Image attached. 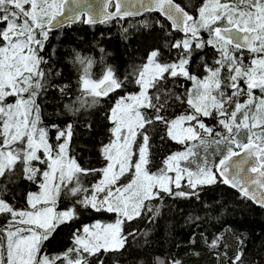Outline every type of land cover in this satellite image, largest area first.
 I'll return each mask as SVG.
<instances>
[{
  "label": "snow or ice",
  "instance_id": "obj_1",
  "mask_svg": "<svg viewBox=\"0 0 264 264\" xmlns=\"http://www.w3.org/2000/svg\"><path fill=\"white\" fill-rule=\"evenodd\" d=\"M197 11L198 18L175 0H0V178L12 183L22 174L39 189L28 193L26 208L0 198V214L6 220L0 224V264H92L90 257L98 259L101 250L124 249L129 237L135 236L125 233L126 222L160 214L152 201H164L165 196L200 201L206 187L221 183L264 209V0H204ZM153 12L170 21L172 31L159 19L139 22L148 29L158 26L164 39L163 48L151 50L147 62L133 69L138 93L119 95L117 90L132 81L120 79L112 67L102 78L93 79L89 72L93 62L77 57L81 65H88L80 88L82 95L93 98L89 107L99 105L98 98L118 96L106 115L111 126L107 142L99 148L102 164L83 167L70 154L73 123L53 124L55 144L41 126L37 97L49 85L41 67L48 61L40 52L49 33L66 23H119ZM202 33H207L206 39ZM209 48L215 55L211 63L200 56L205 73L201 78L192 73L190 63L194 54ZM245 52L250 56L247 63ZM169 77L174 88L182 87L179 77L191 81L192 87L183 94L167 89ZM67 88L60 92L67 95ZM9 97L15 98L14 103ZM173 98L191 111L170 118ZM77 99L84 107L85 102ZM65 108L73 115L79 111L72 104ZM202 117L215 123L209 126ZM160 125L167 138L184 145V150L168 155L153 171L151 134ZM82 176L98 179L89 187ZM62 198L68 201L63 210L58 207ZM82 210L112 213L116 218L113 223L84 225L73 232L71 247L47 255L45 242L59 226L71 228ZM219 239L209 247L216 248ZM237 239L240 247L234 257L224 253L222 264H250L244 238ZM191 243H196L195 236ZM157 264L181 261L158 259Z\"/></svg>",
  "mask_w": 264,
  "mask_h": 264
},
{
  "label": "trees",
  "instance_id": "obj_2",
  "mask_svg": "<svg viewBox=\"0 0 264 264\" xmlns=\"http://www.w3.org/2000/svg\"><path fill=\"white\" fill-rule=\"evenodd\" d=\"M175 2L197 17V9L204 0H175ZM161 17L153 12L144 13L141 17L126 18L119 23L113 21L109 24L89 25L77 22L49 33L44 50L40 52V55L48 61L41 67L46 70L49 85L47 90L37 97L42 113L41 126L48 129L50 143L55 144L56 129L52 127L53 124L65 127L68 123H73L74 137L70 145L72 149L70 154L75 156L81 166L86 168L101 166L102 157L99 148L101 142H107V137L110 135L107 130L111 126L106 115L110 114L109 109L114 104L115 98H118L117 93L126 95L137 92L139 86L134 83L131 75L134 67L146 63L148 54L154 48H163L164 38L158 26L153 25L148 29L139 22L145 19L149 21L159 19L169 31H172ZM129 22L135 23L136 27L130 28ZM125 28L128 29L127 32L124 31ZM202 35L207 38V33ZM101 48L105 50L104 53H101ZM235 54L240 55L239 52ZM164 55L165 58L168 57L166 49ZM201 55H205L206 62L211 63L215 53L209 48L205 52L198 51L194 54L190 69L194 75L202 78L205 73L200 62ZM78 56L80 59L85 61L90 59L93 62L89 68L93 79L102 78L108 67H112L120 79L127 77L132 82L128 83L125 89L111 94V98H98L99 105L89 107L93 98L82 95L80 88V77L88 65L87 63L81 65ZM244 56L245 62H249V54L245 52ZM49 69L50 74H48ZM171 80L172 78L169 77V83L165 88L172 91L183 94L192 87L191 81L183 77L177 78V84L182 87L174 88ZM65 85H68L67 95L60 92V88ZM77 97L85 102L84 107H81ZM172 103L173 107L167 112L170 118L188 109L186 103L181 106L174 98ZM66 104H72L79 111L73 115L65 108ZM202 119L209 126L215 123L211 118L202 117ZM161 136L165 138L162 140ZM151 144V158L154 163L150 167L153 171L162 166L163 159L168 155L184 150V145L167 138L163 125H160V130L151 134ZM200 152L203 154V149H200ZM81 179L85 186L90 187L98 177L82 176ZM37 191H39L38 186L24 180L22 174L21 178L12 183L0 178V198L16 208H26L28 193ZM152 204L160 208V214L155 219L145 218L126 222L125 233H135V236L129 237L124 249L110 252L101 250L98 259L90 257L92 264H157L158 259L168 261L171 258L179 259L181 264H222L225 259L224 253H227L228 257H234L240 247L237 237L244 238L245 257L250 264H264V209L244 199L230 187L222 183L208 186L201 193L200 201L165 196L164 201L156 200L152 201ZM205 204L209 207L206 208ZM67 205L68 201L62 198L58 207L63 210ZM148 216L151 217L152 213H148ZM196 217L200 219L196 220ZM115 218L112 213L82 210L79 220L73 222L71 228L61 225L56 229L49 241L45 242L43 250L50 257L63 253L72 246V234L77 229L82 230L84 225L96 221L113 223ZM3 223H6V220L4 215L0 214V224ZM193 236H195V244L191 243ZM217 237L220 238L218 246L210 248L212 240ZM217 253L221 254L219 258Z\"/></svg>",
  "mask_w": 264,
  "mask_h": 264
},
{
  "label": "rangeland",
  "instance_id": "obj_3",
  "mask_svg": "<svg viewBox=\"0 0 264 264\" xmlns=\"http://www.w3.org/2000/svg\"><path fill=\"white\" fill-rule=\"evenodd\" d=\"M197 18H198V14H197ZM153 90H154V89H149V92L151 93V92H153ZM138 92H139V88H138V91L135 92V93H138ZM128 94H130V93H128ZM126 95H127V94H126ZM8 101L14 103L15 98H14V97H9V98H8ZM96 222H99V221H96ZM96 222H94V223H96ZM94 223H92V224H94ZM90 225H91V224H90Z\"/></svg>",
  "mask_w": 264,
  "mask_h": 264
},
{
  "label": "water",
  "instance_id": "obj_4",
  "mask_svg": "<svg viewBox=\"0 0 264 264\" xmlns=\"http://www.w3.org/2000/svg\"><path fill=\"white\" fill-rule=\"evenodd\" d=\"M176 3V2H175ZM178 4V3H177ZM187 11V10H186ZM157 13V12H156ZM190 13V12H189ZM190 14H192V13H190ZM143 15V14H142ZM141 15V16H142ZM193 15V14H192ZM141 16H138V17H141ZM164 18V17H163ZM82 19H87V17L85 16V17H82ZM126 19V18H125ZM165 19V18H164ZM166 20V19H165ZM170 24H171V22L170 21H168ZM69 24H73V23H66L65 25H69ZM64 25V26H65ZM58 29V28H57ZM54 30H56V29H54ZM54 30H52V31H54ZM227 186V185H226ZM229 187V186H228ZM231 189H233V188H231ZM233 190H235V189H233ZM236 191V190H235ZM237 192V191H236ZM255 204V203H254ZM255 205H257V204H255Z\"/></svg>",
  "mask_w": 264,
  "mask_h": 264
},
{
  "label": "flooded vegetation",
  "instance_id": "obj_5",
  "mask_svg": "<svg viewBox=\"0 0 264 264\" xmlns=\"http://www.w3.org/2000/svg\"><path fill=\"white\" fill-rule=\"evenodd\" d=\"M156 13V12H155ZM159 14V13H158ZM161 17V16H160ZM161 18H163V17H161ZM166 22H167V24H168V26L171 28V24L167 21V20H165Z\"/></svg>",
  "mask_w": 264,
  "mask_h": 264
},
{
  "label": "clouds",
  "instance_id": "obj_6",
  "mask_svg": "<svg viewBox=\"0 0 264 264\" xmlns=\"http://www.w3.org/2000/svg\"><path fill=\"white\" fill-rule=\"evenodd\" d=\"M77 55H79V54H77Z\"/></svg>",
  "mask_w": 264,
  "mask_h": 264
},
{
  "label": "bare ground",
  "instance_id": "obj_7",
  "mask_svg": "<svg viewBox=\"0 0 264 264\" xmlns=\"http://www.w3.org/2000/svg\"><path fill=\"white\" fill-rule=\"evenodd\" d=\"M220 237V236H219Z\"/></svg>",
  "mask_w": 264,
  "mask_h": 264
}]
</instances>
